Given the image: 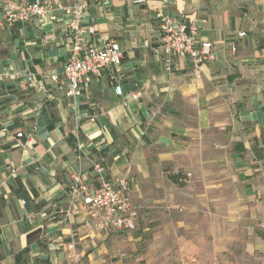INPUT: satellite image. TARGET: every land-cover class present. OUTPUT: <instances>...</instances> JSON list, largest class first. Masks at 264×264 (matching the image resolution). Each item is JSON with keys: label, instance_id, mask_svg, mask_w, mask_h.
Listing matches in <instances>:
<instances>
[{"label": "crops", "instance_id": "1", "mask_svg": "<svg viewBox=\"0 0 264 264\" xmlns=\"http://www.w3.org/2000/svg\"><path fill=\"white\" fill-rule=\"evenodd\" d=\"M6 1L0 264H131L145 235L164 234L148 223L169 218L178 227L207 220L209 239L242 241L264 257V0H54L85 2L89 42L123 50L121 64L94 75L81 96H67L63 73L71 15L59 9L3 25ZM159 11L195 23L215 59L197 67L172 53L167 70ZM96 163L112 183L128 180L134 231L101 230L80 200L70 201L73 174L100 186Z\"/></svg>", "mask_w": 264, "mask_h": 264}, {"label": "built area", "instance_id": "2", "mask_svg": "<svg viewBox=\"0 0 264 264\" xmlns=\"http://www.w3.org/2000/svg\"><path fill=\"white\" fill-rule=\"evenodd\" d=\"M59 9L71 15L68 31L72 46L63 71L68 82L66 94L81 96L94 75L107 66L120 65L123 58V50L119 43L108 42L104 45H96L86 38V34L94 33L95 29L85 24L87 12L85 2L64 6L54 0H7L3 7L1 22L8 26L25 24L51 15ZM156 16L159 21L160 43L165 53L164 62L167 70L172 69L170 59L172 53L189 57L197 67L215 59L216 54L212 45L207 42L200 43L198 27L195 23L188 24L183 19L162 11ZM246 34V31H241L239 36L243 37ZM235 49L236 47L233 46V50ZM7 76V73L0 72V79H5ZM29 80H34L33 75H29ZM23 135V132L18 133L19 137ZM28 142H34L33 136H29ZM94 169L99 176L100 186L93 188L84 175L73 174L68 191L70 201L80 200L82 207L95 220V226L101 230L134 231L137 227L138 212L129 195L128 180L121 178L117 184H114L107 180L106 169L101 164L96 163ZM70 214L71 210L68 211V215ZM262 226L264 228V222ZM70 248L74 250L71 258L77 263L75 241L70 244Z\"/></svg>", "mask_w": 264, "mask_h": 264}, {"label": "rangeland", "instance_id": "3", "mask_svg": "<svg viewBox=\"0 0 264 264\" xmlns=\"http://www.w3.org/2000/svg\"><path fill=\"white\" fill-rule=\"evenodd\" d=\"M186 220L188 225L181 227L172 218L166 220L162 227L159 226L160 220L148 223L151 228L163 231L165 235L162 234L157 241L153 240V236L145 235L131 264H264V257L246 252L242 241L231 242L224 240L223 236L216 242L209 239L211 227L207 225V220L202 221L205 223L202 227H194L191 218ZM223 228L228 231L236 229L231 225ZM233 233L237 238L243 237L238 230ZM148 252L150 256L145 257Z\"/></svg>", "mask_w": 264, "mask_h": 264}, {"label": "trees", "instance_id": "4", "mask_svg": "<svg viewBox=\"0 0 264 264\" xmlns=\"http://www.w3.org/2000/svg\"><path fill=\"white\" fill-rule=\"evenodd\" d=\"M179 177H182V175H180V174L171 175V179H173V180H175V181L178 180Z\"/></svg>", "mask_w": 264, "mask_h": 264}]
</instances>
